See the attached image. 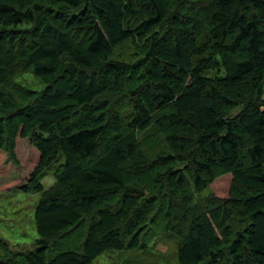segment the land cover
Returning <instances> with one entry per match:
<instances>
[{
	"label": "trees",
	"instance_id": "trees-1",
	"mask_svg": "<svg viewBox=\"0 0 264 264\" xmlns=\"http://www.w3.org/2000/svg\"><path fill=\"white\" fill-rule=\"evenodd\" d=\"M21 166L35 250L0 264H91L163 222L176 264H264V0H0V175Z\"/></svg>",
	"mask_w": 264,
	"mask_h": 264
},
{
	"label": "rangeland",
	"instance_id": "rangeland-1",
	"mask_svg": "<svg viewBox=\"0 0 264 264\" xmlns=\"http://www.w3.org/2000/svg\"><path fill=\"white\" fill-rule=\"evenodd\" d=\"M137 52V46L125 43L116 50L115 57L122 61H131ZM13 83L29 87L35 92H40L45 87L41 82L34 80L29 73L17 75L13 79ZM14 96L19 104L26 102L21 92L18 91ZM155 140H158L156 135L148 143ZM20 146L23 151L30 150V143L27 139L23 140ZM57 166L58 163L52 165L39 176L38 182L45 189L53 185V175ZM26 171L27 169L21 166L13 173L5 171L4 174L0 175V244H6L15 251L31 252L35 250V240L37 239L34 211L40 195L31 189L24 192L18 188L25 182ZM148 172L144 171L140 175H131L130 177L133 179L129 184L153 191L151 177L155 172H152L153 174ZM162 206L161 201L156 204L157 213L160 217L164 211V209H160ZM163 223L158 224L154 233L149 235L151 237H149L147 247L144 250L105 252L93 260L91 264H176V251L180 239H177L175 234L164 230ZM164 231L167 234L162 236L161 233ZM13 263V260L5 262V264Z\"/></svg>",
	"mask_w": 264,
	"mask_h": 264
}]
</instances>
